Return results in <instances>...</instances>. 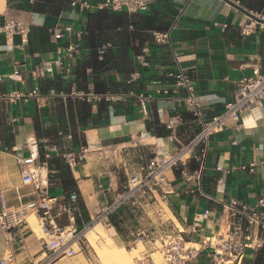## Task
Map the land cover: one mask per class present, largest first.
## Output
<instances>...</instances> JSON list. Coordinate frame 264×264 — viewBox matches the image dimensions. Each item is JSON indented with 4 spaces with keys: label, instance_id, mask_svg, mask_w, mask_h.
<instances>
[{
    "label": "crops",
    "instance_id": "crops-1",
    "mask_svg": "<svg viewBox=\"0 0 264 264\" xmlns=\"http://www.w3.org/2000/svg\"><path fill=\"white\" fill-rule=\"evenodd\" d=\"M35 1L0 4V23L16 19L28 28L26 39L0 34V95H26L36 86L40 96L0 102V195L9 205H17V193L23 202L37 198L35 186L21 185L19 167L29 155L26 143L32 141L39 148L37 165L49 147L56 148L50 159L87 148L85 158L69 169L74 187L64 188L48 164L36 172L38 185L58 202L69 203L76 194L78 231L114 208L120 232L106 227V236L130 258L154 255L155 247L135 243L129 251L128 228L179 233L187 242H200L226 230L229 218L222 214L223 204L234 199L239 206L252 207L264 196V101L208 136L199 161L182 159V165L167 170L175 193L166 201L148 190L128 192L140 168L154 157L178 155L201 130L190 107L160 94L171 89L169 75L184 70L193 81L203 118H216L234 101L240 78L250 77L254 65L264 70V28L242 34L249 19L221 0H159L134 14L79 8L83 2L95 6L105 0H72L74 7L64 0L57 14L41 13L34 10ZM233 1L257 13L247 9L253 0ZM99 12L121 18L122 25L92 33ZM53 31L61 38L54 39ZM154 33H167V42L157 44ZM139 94L151 96L145 114ZM170 121L175 122L171 128ZM198 170V191L191 192L194 186L186 176ZM204 211L209 216L200 219ZM56 221L67 224L65 215ZM30 224L13 236L0 228V261L10 256L11 264H98L83 246H75L72 257L51 260L42 235ZM248 232L239 259L212 262L203 252L187 264H257L259 257L264 264V247L254 246L258 230L250 224Z\"/></svg>",
    "mask_w": 264,
    "mask_h": 264
},
{
    "label": "built area",
    "instance_id": "built-area-1",
    "mask_svg": "<svg viewBox=\"0 0 264 264\" xmlns=\"http://www.w3.org/2000/svg\"><path fill=\"white\" fill-rule=\"evenodd\" d=\"M68 1L72 7L75 6L74 1ZM157 1L159 0H105L95 6L83 2L79 4V8L80 10L95 9L97 11L105 10L113 13L126 12L127 14H134L146 12ZM255 14L264 19V12ZM255 26L264 28V25L249 20V23L243 26L242 34L253 31ZM27 33L28 28L19 20L4 19L0 23V34L6 37L18 35L22 39H26ZM53 37L58 40L61 35L53 31ZM153 37L157 44H162L167 42L169 35L167 33H154ZM67 51L71 53L73 49L68 48ZM251 70L250 77H241L238 81V90L234 101L225 105L220 116L209 121L203 118L200 105L195 98L193 81L190 76L181 69L169 75L171 89L159 93L174 100H180L190 107L191 115L201 127V130L191 145L182 148L178 155L172 158L154 157L145 168H140L133 178V186L128 187L129 195L148 190L158 194L159 199L164 202L169 195L175 193L172 183L167 178V170L176 167L178 164L182 165V159L184 161L187 159L199 161L204 154L203 146L206 144L208 136L222 132L229 122H237L244 111L264 101V70L259 65H254ZM30 98L35 100L40 98L36 86L26 95L21 93L2 94L0 95V102H13ZM137 99L141 112L145 114V106L151 101V96L139 94ZM174 123V121H170L167 126L171 128ZM66 138L70 139L71 137L67 136ZM26 147L29 155L19 161L21 185L35 186L37 198L23 202L17 193V205H9L6 198L0 195V228L9 236H13L16 232L26 229L28 227L27 218L33 216L42 235L44 248L50 253V259L72 257L75 254L74 247L83 246L82 233L85 231H78L75 225L76 209L73 204L77 196L74 193L71 194L69 203L58 202L38 185L36 172L47 166L51 153L56 152L55 147L52 146L43 151V161L40 165L36 164V158L39 155L38 144L32 141L26 143ZM87 151L84 146H79L77 151L62 154L61 157L68 168L73 169L85 158ZM252 167L253 164L250 165V168ZM186 180L194 186L191 192H197L200 171H195L192 175L186 176ZM113 209L107 210L92 224L99 223L109 228L113 227L117 232H120L117 221L112 217ZM222 209V214L229 218L226 230L200 242H187L179 233L167 234L160 232L149 234L140 229L128 228L127 236L132 243L128 247L129 251H134L133 245L135 243L150 244L155 247L154 252H158L161 256V262H155L151 253L138 254L134 257V264H187L203 252H207L212 262L223 263L232 258L239 259L249 241L248 226L250 224H253L258 230L254 246L256 248L264 247V196L259 197L252 207L239 206L236 200L230 199L223 204ZM61 215L66 216L67 224L65 226H59L56 221L57 217ZM208 216L209 212L204 211L203 214L199 215V218L207 219ZM10 261L11 257L9 256L1 260L0 264H11Z\"/></svg>",
    "mask_w": 264,
    "mask_h": 264
},
{
    "label": "trees",
    "instance_id": "trees-1",
    "mask_svg": "<svg viewBox=\"0 0 264 264\" xmlns=\"http://www.w3.org/2000/svg\"><path fill=\"white\" fill-rule=\"evenodd\" d=\"M64 0H36L34 4V10L41 13H54L57 14L58 11L62 9V5L66 3ZM264 6V0H253L252 3H250L247 6V9L256 11L257 13H261ZM96 28L92 29L91 32L98 31L107 28L110 29L111 27H117L122 25L121 18H117L113 16L112 14H108L107 12H99L95 17ZM90 30V29H89ZM41 35L47 34L45 30L39 31ZM99 46V44H98ZM96 47V46H95ZM48 168L53 171L55 170L57 173L55 176H57L61 182L62 186L64 188H72L75 186V182L72 178V175L70 173V170L68 166L64 163L63 159L53 157L48 160ZM261 254H264V249L261 250ZM262 257V255H261ZM261 258H257L256 263L260 264Z\"/></svg>",
    "mask_w": 264,
    "mask_h": 264
},
{
    "label": "rangeland",
    "instance_id": "rangeland-1",
    "mask_svg": "<svg viewBox=\"0 0 264 264\" xmlns=\"http://www.w3.org/2000/svg\"><path fill=\"white\" fill-rule=\"evenodd\" d=\"M27 220L29 222H31L32 220L35 221L33 216L28 217ZM93 227L94 226H92L89 230H87L86 233L90 231ZM33 230L35 231V233L41 235L37 223L36 226L33 227ZM106 235H107L106 226L101 225V229L95 230L94 234H92L91 236L93 237L92 244L86 238H83V247H88L87 252H89L91 257H93L98 264H134L135 259L130 258L123 249L121 250L117 249L118 252L117 251L113 252V250L108 249L107 240L109 238L107 237L108 235L107 236ZM120 251L122 253H120ZM123 253L125 254V256H122V258H118L117 256H115L116 254L120 255ZM152 258L154 259L155 262H161V256L159 255L158 252L152 255Z\"/></svg>",
    "mask_w": 264,
    "mask_h": 264
},
{
    "label": "water",
    "instance_id": "water-1",
    "mask_svg": "<svg viewBox=\"0 0 264 264\" xmlns=\"http://www.w3.org/2000/svg\"><path fill=\"white\" fill-rule=\"evenodd\" d=\"M221 1L227 4L228 6H230L231 8H233L234 10H236L237 12H239L240 14L244 15L247 19L257 24L264 25L263 18H259L255 13L248 11L245 8L239 6L237 2L233 0H221Z\"/></svg>",
    "mask_w": 264,
    "mask_h": 264
},
{
    "label": "bare ground",
    "instance_id": "bare-ground-1",
    "mask_svg": "<svg viewBox=\"0 0 264 264\" xmlns=\"http://www.w3.org/2000/svg\"><path fill=\"white\" fill-rule=\"evenodd\" d=\"M0 4H1V0H0ZM30 225L32 227H35L36 226L35 221L32 220ZM92 226H94V227L90 231H88L86 233V231L89 230ZM97 229H101V226H100L99 223H94V224L90 225L88 228L85 229V231H83V233H82L83 238H86L92 244V238L93 237H91V236H92V234H94L95 230H97ZM107 245H108V249L113 250V252H116V251L118 252V250L115 248V246H113V244L111 243V240L110 239L107 240ZM120 253H122V252L120 251ZM115 256H117L118 258H122V256H125V254L124 253L123 254H120V255H117L116 254Z\"/></svg>",
    "mask_w": 264,
    "mask_h": 264
}]
</instances>
